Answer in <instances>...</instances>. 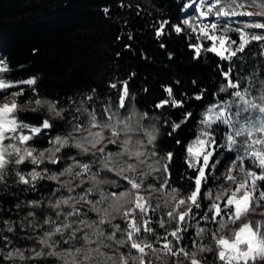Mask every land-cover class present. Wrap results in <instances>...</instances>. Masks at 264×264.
<instances>
[{
    "label": "trees",
    "instance_id": "16d2710c",
    "mask_svg": "<svg viewBox=\"0 0 264 264\" xmlns=\"http://www.w3.org/2000/svg\"><path fill=\"white\" fill-rule=\"evenodd\" d=\"M191 1L193 0H0V57L10 69L4 74L6 78L19 81L35 77L40 93L65 106L72 101L79 103L81 99L92 95L94 102L88 101L86 107L92 110L97 104L98 113L102 112L104 105L109 102L117 103L118 93L109 87V82L129 81L130 98L126 101L127 109L120 110L121 115L135 113L138 118L147 113V118L140 121V135L146 141L143 129H154L159 154H174V161L170 165L171 187L162 193L149 190L143 194L149 198L151 205L145 219L151 221L149 227L154 229L155 234L142 230L140 237L149 241L159 239V243H154V247L158 249H162L165 243L164 236H168V240L175 245L173 238L168 235L176 226L175 221L167 217V212L175 204L169 197L171 188L178 190V201L185 198L194 187L189 178L195 177L197 172L185 164L186 146L197 136L205 109L217 100H226L230 96V89L220 92V88L226 83L221 73L229 67L230 62L222 61L214 53L204 51L197 58L194 49L190 47L195 43H202L205 47L211 46L210 41L198 39V34L183 24V20L188 16L186 5ZM105 8L110 10L107 15ZM162 21H168L169 26L165 28V35L157 38L155 33ZM170 25H180L185 31L177 34ZM251 47V44L246 47L242 59L233 58L231 71L235 78L236 70L242 74L249 73L255 79L264 78V58L262 59L259 53H250ZM132 73L135 75L132 76ZM169 86L173 89V97H169L165 91ZM22 87L27 89L26 85ZM15 90L17 89H9ZM30 94V91H26L25 97ZM197 94H202L203 98L196 100L194 97ZM166 99L180 100L183 107H173L170 104L162 108L156 107ZM186 112H191L192 116L179 130L169 135L172 123L182 121ZM19 119L28 124H38L41 117L38 113L25 111L19 113ZM53 123L55 128L49 131L48 135L36 137L28 142V146L35 148L36 152L43 151L51 147L49 136L63 135L69 130L65 122L53 120ZM221 136V130L217 131L216 138L219 143ZM177 139L180 140L179 144L176 143ZM64 153H67V156L59 164H49V154L46 152L45 162L39 164V171L49 167L52 173L58 174L66 165L72 163L69 156H76L78 160L90 159L88 156L78 155L79 150L75 147L65 148L57 155ZM217 153L215 159L220 163L215 169L207 172L209 179L202 187V192L213 194L212 199L205 195L201 209H195L193 206V211L198 214L186 218L184 226L187 231L180 233L182 243L176 246L183 247L188 252H195L200 246L213 247L214 251L197 255V258L204 259L206 264L222 262L215 258V244L211 238V233L218 229V225L211 220H204L201 214L211 216L208 206L215 201L216 194L236 186L224 179V174L233 163L236 153L226 148L217 149ZM143 159L146 163L139 165V168L149 172L148 165L153 164L154 158L145 156ZM30 166L35 165L29 162L9 165L8 174L0 180V247L2 251L22 252L25 257L34 255V250H49L39 243V240L44 238V233L51 230L44 220L52 215L58 216L49 206L50 202H55L61 192L68 191L60 185L71 179L64 175L60 176V183L47 178L38 179L34 185L20 183L16 172L25 173L29 171ZM246 167L255 168L251 161ZM101 175L116 182L102 185L106 193L123 192L130 188V185L112 173L102 172ZM160 175L158 172H152L151 175L142 177L145 186H158ZM235 178L239 181L242 177ZM77 182L79 184V180ZM33 201L40 202L39 206H32ZM68 209L69 206L61 205L59 211ZM89 210L92 221H98L97 214L91 208ZM184 210L186 209L181 207L180 211ZM261 212H264V206L257 210L255 215H248L245 220L264 222ZM70 219L73 221L74 217ZM161 220L164 221V227H160ZM245 220L236 225L229 223L219 234L227 235ZM115 223H118L121 229H127L126 221L121 216L117 215L111 221L112 225ZM96 226L102 227L106 235L115 231L108 224ZM73 227L83 229L77 233L78 237L92 233V229L83 224H73ZM9 228L12 231H9ZM200 228L205 230L202 235H198ZM70 231L71 229L65 231L66 238ZM116 237L126 239L120 232L116 233ZM52 239L60 241L57 251L72 246L81 248L84 244L82 239L64 244L58 235ZM92 239L96 237L92 236ZM108 242H112L120 253L129 251L139 255L127 245L120 248L113 241L107 240ZM157 255L162 257V261L156 259ZM146 259H151L153 264H175L176 261H182L183 264L188 261L183 256H166L163 250L159 253L150 252ZM4 260L6 264H51L53 261L62 264L54 257L44 260ZM114 260L119 262L120 257Z\"/></svg>",
    "mask_w": 264,
    "mask_h": 264
},
{
    "label": "snow or ice",
    "instance_id": "6c2138e0",
    "mask_svg": "<svg viewBox=\"0 0 264 264\" xmlns=\"http://www.w3.org/2000/svg\"><path fill=\"white\" fill-rule=\"evenodd\" d=\"M193 3H195V0H193ZM205 6L206 10H202ZM247 7H256L260 10L257 12L246 11ZM109 11L108 8L104 9L106 15ZM196 11L199 12V17L202 18H208L211 15L218 19L264 16V0H250V2L249 0H212L211 3L208 0H200ZM183 24L193 32L197 31V28L188 19L183 20ZM166 26H169L168 21L160 22V26L155 33L157 38L165 35ZM170 27L177 34L185 31L180 25H170ZM248 28L264 29V23H247L243 28L235 29L239 33V41L232 40L224 35H217V23L203 24L199 27L197 38L211 41V46L205 47L202 43L190 45L194 49L197 58L204 51L214 53L222 61L230 62L229 67L221 73L226 83L220 88V92L234 89L235 91L231 95L236 100L221 102L208 108L207 114L201 120L204 125L203 130L192 144L186 146L185 164L188 168H193L197 172L195 177L189 178L192 180L194 187L185 198L178 201L176 200L178 190L171 188L169 197L171 201H175V204L167 212V217L175 221L176 226L168 235L173 238L175 245L168 240V236H164L165 243L162 245V249L154 247V243H159V239L149 241L147 238L140 237L142 230L149 234H155L154 229L149 227L151 221L145 219L151 205L149 198L140 194L141 189L145 188L142 177L149 176L152 172L161 174L158 177L159 185H147L146 190L162 193L170 188V165L174 161V154L172 152H168L163 156L159 154L156 147L157 134L154 129H143L144 135L147 137L146 141L140 135L142 130L140 121L147 118V113L138 118L135 113L121 115L120 110L127 109L126 101L130 98L129 81L114 80L109 82V87L118 93L117 103L109 102L104 105L103 111L98 113L96 108L93 107L89 111V108L85 106L88 101L94 102L92 95L81 99L79 103L72 101L65 106L61 102L49 99L40 93L36 87L37 79L35 77L19 81L6 78L4 74L8 73L10 69L6 62L0 60V180H3L8 174L9 165H21L25 161L37 166L44 163L46 152L49 154L47 156V163L49 164H59L67 156V153H64V155L57 154L65 148L75 147L79 150L78 155L90 157L89 160H78L76 156H69L68 158L72 160V163L66 165L63 171L58 174L43 175L42 172L46 174L48 169H43L42 172L33 169L27 176L22 175L19 171L16 172L20 183H32L33 185L38 179L45 178L60 183V176L67 175L71 179L62 183L61 188H66L69 192H75L76 189L71 187V184L79 180L77 187L81 191L75 197L50 202L49 206L57 212V215L63 214L65 219L68 217H77V219L69 223L61 222L60 225L44 233V238L40 239L39 243L44 248L49 249L48 251L34 250L35 254L28 257H25L19 251H9L4 258L6 260L17 258L20 260H44L47 257H54L62 264H106V261H113V264H116L113 257L107 256L101 251L102 247L110 246L104 244V241L108 240L113 241L120 248L127 245L130 249L139 253V255H131V253L121 252L119 264H153V261L146 259V257L149 256L150 252L159 253L161 250L166 256H183L190 261V264H206V261L198 259L197 255L198 253L212 252L214 251L213 247L200 246L195 252H188L183 247L176 246L182 243L183 238L180 233L187 231L184 226L186 218L198 214L193 211V206L195 209H201L205 195L208 199H212L213 194L202 192V187L209 179L207 172L215 169L216 165L220 163L215 159L218 154L217 149L227 147L228 151L236 152V156L224 174V179L236 186L234 189H224L216 194L215 201H219V203L214 201L208 206V212L212 213L211 216L201 215L204 220H211V222L218 225V229L211 233V238L215 244V258L222 264H257L258 261L264 262V222L245 220L248 215L255 214L257 209L264 206V88H261V94L257 98L259 103L248 99L247 97L251 95L249 88L242 87L241 80L235 78L231 71L233 58L243 54L251 42L264 41V34H249L245 31ZM224 30L228 31L229 29L225 28ZM232 45H235V48L231 47ZM131 75L134 76L135 74L132 73ZM22 85H26L27 89ZM13 88L17 90L9 91ZM26 91L31 93L27 97H25ZM94 91L95 89H93ZM165 91L169 97H173L172 87H166ZM21 97H25V99L21 100ZM194 98L201 100L203 96L197 94ZM237 101L240 103L238 104ZM169 104L173 107H183V102L177 99L163 100L156 107L162 108ZM29 105H32V107H28ZM234 106L236 107L235 112L232 111ZM25 111L38 113L41 117L40 122L38 124H28L20 120L19 113ZM241 111L249 113V115L243 116L242 119L245 124L237 127V124L233 121V116L240 117ZM252 112L258 113V118H254L250 114ZM191 116V112H186L182 121L173 122L171 131L168 134L172 135V133L179 130L182 124ZM53 120L65 122L69 130L63 135L49 136L51 147L37 153L35 148L28 146V142L41 135H48V132L55 128ZM214 124L217 126L224 124L232 129L230 133L226 132L225 134V144H220L215 137ZM81 133L83 135H80ZM241 136L246 138L241 141L238 139ZM176 143L179 144L180 140L177 139ZM145 156L154 158L153 164L148 165L149 172H144L143 169L139 168V165L146 163V160L143 159ZM246 159L251 160L252 165L259 171L246 168ZM133 160L135 162H132ZM236 161H239V165ZM237 168L240 172L245 173V178L239 181L232 175ZM102 172L112 173L120 177L121 180L130 185V188L125 189L123 192L106 193L102 185L115 184L116 182L102 176ZM216 178L219 179V177ZM86 184L90 186L85 187ZM97 196L98 198H96ZM70 199L74 201L70 205L71 211L61 213L59 211L61 205L69 206ZM39 203L36 201L31 202L34 207H38ZM167 203L168 201H166ZM221 203L223 207H221ZM77 204L89 205L100 219L90 222L81 218L87 216V211L77 208ZM181 207L186 210L180 211ZM260 214L264 215V212ZM29 215L34 214L29 213ZM117 215L126 221V230L121 229L118 224H111V221ZM218 217L220 219H217ZM242 220H245V222L241 223L238 228H233L227 235L219 234L228 227L229 223L236 225ZM44 223L52 224L53 222L51 218H48L44 220ZM159 223L160 227L165 226L163 220ZM73 224H83L85 227L92 229V233H85L83 237H78L77 233L83 231V229L74 228ZM105 224L110 225L115 231L106 235L102 227L96 226ZM69 229L71 231L67 238L62 240L64 244L83 239L85 244H96L97 246L95 248H74L72 246L57 251L60 241H55L52 238L56 235L63 238L65 231ZM8 230L12 231L11 228ZM117 232L122 233L126 239H117ZM204 232L205 230L200 228L198 235H202ZM92 236H95L96 239H92ZM101 257L104 259L102 260ZM156 259L162 261L160 255H157ZM175 264H182V261H176Z\"/></svg>",
    "mask_w": 264,
    "mask_h": 264
},
{
    "label": "rangeland",
    "instance_id": "374dc122",
    "mask_svg": "<svg viewBox=\"0 0 264 264\" xmlns=\"http://www.w3.org/2000/svg\"><path fill=\"white\" fill-rule=\"evenodd\" d=\"M209 3L212 2V0H208ZM250 2V0H249ZM199 3H200V0H195V3H193V1L189 2L187 5H186V11L188 12V16H187V19L190 21V23L193 24L194 27L197 28V31L195 32L196 34L199 35V27L202 26L203 24H208V25H211L212 23H217L218 25V31H217V35H224V36H227L229 37L230 39L232 40H237L239 41V33L237 31H235V29L237 28H243L245 24L247 23H256V22H262L264 23V16H251V17H248V16H240V17H230V18H217L215 17L214 15H211L209 16L208 18H202V17H199V12L196 11V9L199 7ZM202 10H206V6L204 9ZM246 11H251V12H257L259 11L260 9L256 8V7H247L245 9ZM225 28H228L229 30L228 31H225L224 29ZM245 31H247L249 34H264V29H252V28H248V29H245ZM208 41V40H207ZM211 42V41H210ZM252 45V47L249 49V52L253 54L256 53V54H260L261 55V58L263 59L264 58V41H260V42H256V41H253L250 43ZM231 47L235 48V45H232ZM243 57V54H239L238 55V59H242ZM0 60L4 61V59L2 57H0ZM5 62V61H4ZM236 77L238 79L241 80V86L242 87H246V88H249V91L251 93V95H249L247 98L250 99V100H255L257 103H259L258 101V97L259 95L261 94V88H264V78L261 77V78H254L252 77L251 74L249 73H245V74H242L239 70H236ZM235 91L234 89H230L229 93H230V96L228 97V99L226 100H217L216 102L212 103L211 105H209L203 115H202V119L203 117L207 114V109L210 108L211 106L215 105V104H218V103H221V102H228V101H233V100H236L235 97H233L231 95V93ZM237 103L239 104L240 102L237 101ZM88 104H86L85 106H87ZM95 108L98 112V109H97V104L95 105ZM91 111V110H89ZM233 112L236 111V107L234 106L233 109H232ZM254 118H258L259 114L256 113V112H252L250 113ZM245 115H249V113H244L243 111H241V116L240 117H236V116H233V121L237 124V127H240V126H243L245 124V121L242 119L243 116ZM213 127L216 129L215 131V137H217V131L221 130L222 132V136H221V140H220V144H225L226 143V132H231L232 129H230L227 125H224V124H219V126L217 125H213ZM204 128V125L201 123V128L197 134V136L195 138H193L189 144H192L195 139L200 135L201 131L203 130ZM246 137L244 136H241L239 137L238 139L239 140H244ZM5 143H7V141H5ZM188 144V145H189ZM23 147V146H22ZM227 149V147H225ZM219 149V148H218ZM39 153V152H37ZM236 153V152H235ZM242 154V153H241ZM251 161V160H247L245 161V167L248 165V162ZM25 162H28V161H25ZM237 165H239V161H237ZM201 163H202V160H201ZM69 165V164H68ZM253 166V165H252ZM254 167V166H253ZM247 168V167H246ZM33 169H35L36 171L40 172L39 170L41 169V166H30V169L29 171L23 173L21 172L22 175H25L27 176V174L29 172H31ZM43 169H48V172L45 174L42 172ZM41 172L43 175H52L54 173L51 172L50 168L49 167H46V168H42ZM253 171H259L258 169L256 168H253L252 169ZM20 172V171H19ZM232 175L234 177H237V176H240L242 177V179L245 178V173L243 172H240L239 171V168H237L233 173ZM30 179V177H29ZM63 179V178H62ZM110 179V178H109ZM62 181V180H61ZM78 180L74 181L72 184H71V187L75 188L76 191L75 192H69V191H65L64 192H61V196H59L57 198L58 199H65V198H70V197H75L76 194L78 192L81 191V189L79 187H77V182ZM90 185H85V187H88ZM147 186H145L144 189H141V195H143L146 191H149V190H146ZM108 193H110V191H108ZM63 196V197H62ZM90 199L92 197H89ZM98 198V196L96 197ZM74 201H72L70 199L69 201V209L67 211H63L61 213H67L69 211H71V207L70 205L73 203ZM77 208H81L85 211H87V216L86 217H81L83 219H86L87 221H92V216L89 214L90 213V206L89 205H86V204H77L76 205ZM65 208V207H64ZM261 208L257 209V210H261ZM256 214V213H255ZM255 214H250V215H255ZM52 220V224H47L48 228H50L51 230L55 227V226H58L61 224V222L63 223H66V222H71L72 220L70 219L71 217H68L67 219H65V216L63 214L61 215H58V216H55V215H52L51 217ZM77 217H74L73 221L76 220ZM97 219H100V217L97 215ZM118 223H115L114 225H117ZM119 225V224H118ZM63 230V229H62ZM59 236V235H58ZM61 239H64L66 238L65 235L64 237L62 238L61 236H59ZM83 237V236H82ZM82 242L84 243L82 245V247H89V248H95L97 245L96 244H85L84 240L82 239ZM104 244H107V245H110L109 247H102L101 248V251H103L107 256H111L113 258H118L120 257V252L117 251L116 248H114V245L112 244V242H108L107 243V240L104 241ZM2 247H0V264H6L5 263V255L8 253L7 251H2L1 250ZM14 252V251H12ZM125 254H128V253H131V252H126L124 251ZM131 255H135L133 253H131ZM2 257V258H1ZM101 259L103 260L104 258L101 257ZM130 259V257H129ZM117 261V260H116ZM10 262V261H9ZM15 262V261H14ZM17 262V261H16ZM10 264H15L13 262H11ZM51 264H59L57 261H53ZM106 264H113V261H106ZM116 264H119V262H116ZM183 264H190V261H186L184 262ZM257 264H264V262H261V261H258Z\"/></svg>",
    "mask_w": 264,
    "mask_h": 264
}]
</instances>
